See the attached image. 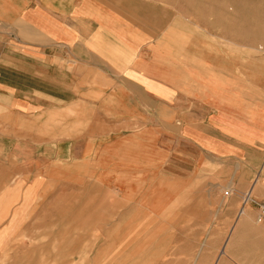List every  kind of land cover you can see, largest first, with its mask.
<instances>
[{
	"label": "crops",
	"instance_id": "1",
	"mask_svg": "<svg viewBox=\"0 0 264 264\" xmlns=\"http://www.w3.org/2000/svg\"><path fill=\"white\" fill-rule=\"evenodd\" d=\"M189 20L157 0H0L5 212L58 196L60 173L75 179L86 149L102 222L123 181L139 185L156 166L184 181L210 164L211 188L227 191L216 264H264V123L230 93L200 88L204 50ZM205 70V79L221 75L218 61Z\"/></svg>",
	"mask_w": 264,
	"mask_h": 264
},
{
	"label": "rangeland",
	"instance_id": "2",
	"mask_svg": "<svg viewBox=\"0 0 264 264\" xmlns=\"http://www.w3.org/2000/svg\"><path fill=\"white\" fill-rule=\"evenodd\" d=\"M157 1L189 18L183 23L198 35L200 88L230 93L236 108L264 123V0ZM217 61L221 75L205 79ZM80 157L75 179L60 173L58 196L28 198L22 213L5 212L0 196V264H216L226 254L227 191L211 188L212 165L184 181L164 179L158 166L139 185L123 181L102 222L99 191L87 188V149Z\"/></svg>",
	"mask_w": 264,
	"mask_h": 264
},
{
	"label": "built area",
	"instance_id": "3",
	"mask_svg": "<svg viewBox=\"0 0 264 264\" xmlns=\"http://www.w3.org/2000/svg\"><path fill=\"white\" fill-rule=\"evenodd\" d=\"M260 210V216L264 218V204L262 205Z\"/></svg>",
	"mask_w": 264,
	"mask_h": 264
},
{
	"label": "bare ground",
	"instance_id": "4",
	"mask_svg": "<svg viewBox=\"0 0 264 264\" xmlns=\"http://www.w3.org/2000/svg\"><path fill=\"white\" fill-rule=\"evenodd\" d=\"M218 258V257H217ZM215 263V262H214Z\"/></svg>",
	"mask_w": 264,
	"mask_h": 264
}]
</instances>
